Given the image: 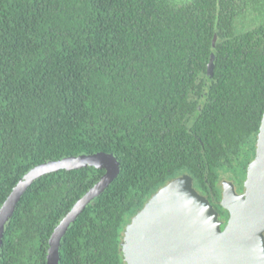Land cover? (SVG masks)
<instances>
[{"label": "trees", "instance_id": "1", "mask_svg": "<svg viewBox=\"0 0 264 264\" xmlns=\"http://www.w3.org/2000/svg\"><path fill=\"white\" fill-rule=\"evenodd\" d=\"M263 111L264 0H0V206L39 163L96 151L120 162L63 234L59 264H126L124 226L184 173L224 226L220 172L243 183ZM103 173L36 179L0 264H46L54 226Z\"/></svg>", "mask_w": 264, "mask_h": 264}, {"label": "water", "instance_id": "2", "mask_svg": "<svg viewBox=\"0 0 264 264\" xmlns=\"http://www.w3.org/2000/svg\"><path fill=\"white\" fill-rule=\"evenodd\" d=\"M213 54H211V59ZM212 67L205 75L210 84ZM94 166L103 175L82 194L54 226L46 264H59V243L74 219L113 181L120 162L110 152L68 155L27 170L0 206V247L5 225L27 188L59 169ZM220 205L228 212L225 225L209 199L187 173L154 191L124 226L120 250L126 264H264V111L253 158L240 189L233 181L221 186Z\"/></svg>", "mask_w": 264, "mask_h": 264}, {"label": "rangeland", "instance_id": "3", "mask_svg": "<svg viewBox=\"0 0 264 264\" xmlns=\"http://www.w3.org/2000/svg\"><path fill=\"white\" fill-rule=\"evenodd\" d=\"M240 175L241 174L239 172L233 170H227V171H221L219 177L220 180L226 179V181H228L230 178H232L233 180H239L241 178Z\"/></svg>", "mask_w": 264, "mask_h": 264}, {"label": "flooded vegetation", "instance_id": "4", "mask_svg": "<svg viewBox=\"0 0 264 264\" xmlns=\"http://www.w3.org/2000/svg\"><path fill=\"white\" fill-rule=\"evenodd\" d=\"M255 145V144H254ZM252 151V150H251ZM254 152H255V150H254ZM249 155H250V153H249ZM228 181H233L240 189L242 188V183L241 184H238V182H236V180H233L232 178H230ZM225 182H227L226 181V179H222V180H220V185L222 186ZM221 209V208H220ZM217 210V209H216ZM222 210V209H221ZM218 211V210H217ZM219 212V219L221 220L222 218L220 217V213H221V211H218ZM228 217V216H227ZM222 221V220H221ZM223 222V221H222ZM223 227V226H222Z\"/></svg>", "mask_w": 264, "mask_h": 264}]
</instances>
